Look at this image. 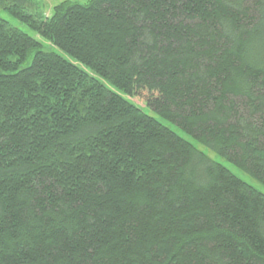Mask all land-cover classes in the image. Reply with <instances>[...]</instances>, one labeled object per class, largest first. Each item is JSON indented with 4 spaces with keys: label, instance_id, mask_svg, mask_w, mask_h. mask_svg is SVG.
<instances>
[{
    "label": "trees",
    "instance_id": "trees-1",
    "mask_svg": "<svg viewBox=\"0 0 264 264\" xmlns=\"http://www.w3.org/2000/svg\"><path fill=\"white\" fill-rule=\"evenodd\" d=\"M0 0V264H264V0ZM61 50L63 53L55 50Z\"/></svg>",
    "mask_w": 264,
    "mask_h": 264
},
{
    "label": "rangeland",
    "instance_id": "rangeland-1",
    "mask_svg": "<svg viewBox=\"0 0 264 264\" xmlns=\"http://www.w3.org/2000/svg\"><path fill=\"white\" fill-rule=\"evenodd\" d=\"M61 1H63V0H41V3H40L41 8L40 9L43 10L47 15H49L51 13L52 7ZM71 1L86 3L88 0H71ZM0 15L4 18L8 19L13 25L18 26L23 31L27 32L28 34H30L36 38H38L39 40L43 41L45 44H48L47 41L44 38H42L41 36H39L32 28H30L28 25L20 22L16 18L12 17L8 12L0 9ZM55 50L63 53L61 50H59L57 48H55ZM131 100L135 104H137L138 106L142 107L145 110V112L156 116L163 123L172 127V129H174L176 132H178L181 136H183L184 138L193 142L199 149L204 151L212 159L222 163L227 168H229L233 173H235L238 177H240L241 179H243L244 181H246L247 183L251 184L252 186H254L255 188H257L258 190H260L261 192L264 193V184L263 183H261L259 180L252 177L251 175H249L245 171H243L240 167L235 165L233 162L229 161L228 159H226V158L222 157L221 155L217 154L216 152L212 151L211 149H209L205 145L197 142L190 134H187L186 132H184L182 129H180L176 125H174V124H172V123H170L164 119L159 118V116L153 110H151L150 107H148L146 105V102L141 97H132Z\"/></svg>",
    "mask_w": 264,
    "mask_h": 264
}]
</instances>
